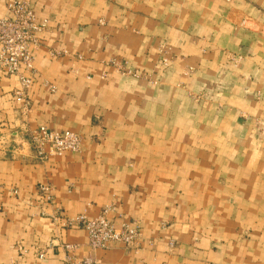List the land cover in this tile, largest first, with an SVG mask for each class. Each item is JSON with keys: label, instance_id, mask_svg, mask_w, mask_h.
<instances>
[{"label": "crops", "instance_id": "0c3cea01", "mask_svg": "<svg viewBox=\"0 0 264 264\" xmlns=\"http://www.w3.org/2000/svg\"><path fill=\"white\" fill-rule=\"evenodd\" d=\"M27 1L47 29L27 115L0 72V132L69 131L81 150L44 163L0 151V264H63L65 244L99 264H264V0ZM111 205L139 224L138 250H91L48 217Z\"/></svg>", "mask_w": 264, "mask_h": 264}, {"label": "built area", "instance_id": "2783aa9c", "mask_svg": "<svg viewBox=\"0 0 264 264\" xmlns=\"http://www.w3.org/2000/svg\"><path fill=\"white\" fill-rule=\"evenodd\" d=\"M6 8L7 16L0 18V72L18 79L20 88L14 92V98L22 104V114L27 115L31 105L27 92L35 74L34 52L40 46L38 35L47 29V21L37 20L27 0L12 1ZM163 51L164 48H162L159 63L167 67L169 59ZM60 55L56 51L49 52L50 58ZM108 65L122 76L139 80L148 79L146 75L127 67L126 63L111 60ZM27 140L33 157L40 163L48 161L51 157L59 158L64 153H78L81 150L79 135L69 131L54 132L45 126L30 132ZM37 190L44 204L53 206L52 186L39 185ZM13 194L16 195L17 192L13 191ZM112 215L123 220L122 214L116 213L113 205L104 207L102 212L94 218H89L85 214L67 217L58 208H54L48 217L54 222H59L64 229L83 230L91 250H108L113 244L138 250L142 239L139 224L136 221L123 220L120 226L116 227L111 219ZM41 216H44V213H41ZM62 249L65 253L63 264H99L97 260L89 256L81 260L75 259L73 254L77 250L76 245L65 244ZM43 257L44 254L38 253V259Z\"/></svg>", "mask_w": 264, "mask_h": 264}, {"label": "rangeland", "instance_id": "374dc122", "mask_svg": "<svg viewBox=\"0 0 264 264\" xmlns=\"http://www.w3.org/2000/svg\"><path fill=\"white\" fill-rule=\"evenodd\" d=\"M13 1H15V0H13ZM29 4H30V2H29ZM30 7H31V5H30ZM1 17H4V16H0V18ZM56 52H59V51H56ZM59 53L62 54V52H59ZM12 133L14 135H12ZM28 136H29V134H28ZM28 136H26L21 131H14L13 130V132H12L11 130H7L6 132H0V151L7 152L6 154L9 155L13 151H18V149H22L23 146H25L27 148L29 146L28 145V140H27Z\"/></svg>", "mask_w": 264, "mask_h": 264}]
</instances>
